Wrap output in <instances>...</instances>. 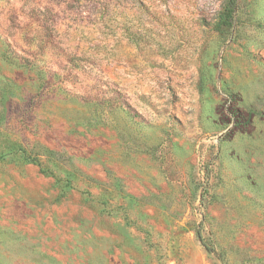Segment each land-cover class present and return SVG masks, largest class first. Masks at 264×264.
Returning <instances> with one entry per match:
<instances>
[{
    "label": "rangeland",
    "instance_id": "1",
    "mask_svg": "<svg viewBox=\"0 0 264 264\" xmlns=\"http://www.w3.org/2000/svg\"><path fill=\"white\" fill-rule=\"evenodd\" d=\"M224 2L0 0V264H264V0Z\"/></svg>",
    "mask_w": 264,
    "mask_h": 264
},
{
    "label": "trees",
    "instance_id": "2",
    "mask_svg": "<svg viewBox=\"0 0 264 264\" xmlns=\"http://www.w3.org/2000/svg\"><path fill=\"white\" fill-rule=\"evenodd\" d=\"M236 1L237 0H225L221 15L219 17V21L217 22V28L221 27L222 25L231 23L234 16L233 12L235 10ZM23 159L27 162L38 164V161L34 157L23 155ZM196 234L200 244L207 252H215L214 247L205 239L201 231L198 230Z\"/></svg>",
    "mask_w": 264,
    "mask_h": 264
}]
</instances>
